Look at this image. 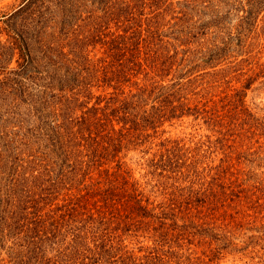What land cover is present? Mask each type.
Instances as JSON below:
<instances>
[{"label":"trees","instance_id":"obj_1","mask_svg":"<svg viewBox=\"0 0 264 264\" xmlns=\"http://www.w3.org/2000/svg\"><path fill=\"white\" fill-rule=\"evenodd\" d=\"M260 2L150 0L155 15L143 16L145 0H22L6 13L0 248L12 241L15 264H194L193 246L211 234L189 227L208 224L205 209L228 197L224 184L219 193L212 182L227 180L230 169L205 172L201 141L162 138L161 129L192 115L220 135L251 114L244 100L254 80L249 26ZM78 19L90 30H76ZM245 62V89L220 103L200 105L207 95L197 93L203 98L193 106L183 92ZM131 151L141 154L139 177L126 160Z\"/></svg>","mask_w":264,"mask_h":264},{"label":"rangeland","instance_id":"obj_2","mask_svg":"<svg viewBox=\"0 0 264 264\" xmlns=\"http://www.w3.org/2000/svg\"><path fill=\"white\" fill-rule=\"evenodd\" d=\"M145 1L149 6L145 11H141L145 13L143 16H154L155 13H152L153 8L150 0ZM156 1L164 0H151V3L154 4ZM166 1L171 2L173 0ZM236 1L240 2L241 0ZM21 2L22 0H0V35H2L1 31L5 27L4 20L8 18L5 16L6 13H13V9L19 6ZM241 5L239 7L240 15H246V3L243 4L242 2ZM258 5L255 16L257 20L255 24L249 26L251 28L250 34L253 37L251 42L253 44L251 46L253 60H251L250 65L253 64L254 73L252 77L254 80L251 87L246 89L244 96L245 107L251 114H241L237 119V126L222 129L220 135L215 125L208 123L206 118L199 121L195 120L192 115L181 120L166 122L161 129L166 130L162 138L185 137L194 139L192 144L201 141L200 154L202 156L199 160V166L205 172L211 170L210 166L214 168L218 165H224L230 169V176L227 180H222L216 176L220 178V181L214 180L212 182L215 187L224 184L228 197L225 198L224 194L222 197L224 200L220 205L212 206L209 204L215 208L205 209L208 224L199 230L189 227L192 232L203 233L204 235L211 234L206 240L203 238L204 244L200 246L201 248L192 247L195 253L193 255L194 264H264V0H261ZM138 6L139 9L142 8L140 3ZM85 17L83 16V18ZM236 17H233V22L236 21L234 20ZM75 26L76 30L82 29L83 32L91 28V24L85 19H78ZM2 37L5 38L6 35ZM250 65L245 62L234 70L222 73V80L213 81L211 78L210 83H208V79L200 78L198 82L196 81L189 87H184L183 92L193 99V106L197 104L194 99L199 100L204 97L203 95H207V98L204 97L200 105H203L208 99H212L209 106L215 102L220 103V99L226 95L231 96L237 89H245L250 75L246 76L243 73H246ZM197 93L203 97L197 96ZM227 108L221 112H226ZM229 116L233 117L234 114ZM223 132L225 136H223ZM195 147L196 145H193V148ZM197 150L198 148L195 149V152ZM140 155L138 151H131L126 159L131 163L137 177L145 172ZM12 161L11 156V159H7L5 162L6 166L3 168V174H1L5 178L3 184L7 183L8 178L11 179L15 166L12 165ZM22 177L29 178L28 174L25 177L24 174L21 175L20 179H23ZM19 183L24 187V180ZM27 184L32 183L28 182ZM217 190H220L219 193L223 192L221 186L217 187ZM224 203H226L225 206ZM11 242H7L6 246L0 248L1 264H15L8 251Z\"/></svg>","mask_w":264,"mask_h":264}]
</instances>
